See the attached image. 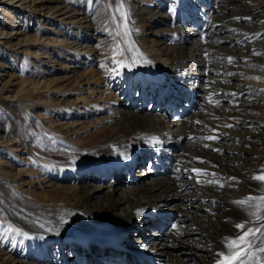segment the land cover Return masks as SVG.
I'll return each instance as SVG.
<instances>
[{
  "label": "bare ground",
  "instance_id": "bare-ground-1",
  "mask_svg": "<svg viewBox=\"0 0 264 264\" xmlns=\"http://www.w3.org/2000/svg\"><path fill=\"white\" fill-rule=\"evenodd\" d=\"M165 2L117 0L96 33L81 5L0 0L13 17L34 5L48 30L28 53L41 74L7 97L12 127L16 113L32 126L6 138L22 167L0 159V264H264V0ZM8 26L2 37L30 43L21 22ZM185 89L196 113L154 111L182 108ZM157 153L171 174L146 170ZM20 192L52 201L26 207Z\"/></svg>",
  "mask_w": 264,
  "mask_h": 264
},
{
  "label": "rangeland",
  "instance_id": "rangeland-1",
  "mask_svg": "<svg viewBox=\"0 0 264 264\" xmlns=\"http://www.w3.org/2000/svg\"><path fill=\"white\" fill-rule=\"evenodd\" d=\"M65 1L74 5L73 6L74 8H75V5H78V6L81 5L82 10H86V11L88 10L90 30H92L93 32H96V33H101L103 30L102 26L104 25L103 23L107 17V10L115 8V6L117 4V0H106L105 5H104V3L101 4V2H100L101 0H65ZM164 1H167L164 4L169 3L168 0H164ZM32 7H27V8L25 7L26 9L23 8L24 9L22 11L23 14H21L23 17V21L20 20L22 18L21 16L20 17H13L15 15H13L12 12L6 11V13H4V12L0 11V17H2L4 20V24L0 25V65L3 64L2 66H4V69H5V70L0 72V159L6 160V162H8V164L14 169L22 167V163L24 162V160L22 159V156L17 152L9 151L7 153V150L5 148V144L7 143L6 138L8 135V130L10 128L14 129V132H13L14 136L21 138V137H24L28 134V130H26V128L31 124L29 123L30 119L28 117L25 118L23 116H19V114L16 113V116L19 118L18 125L16 127H12V124H11L12 121L8 120L10 118H8V115L6 113L7 112L14 113V112H12V110L10 111V109L8 107L7 97L12 96L11 94L14 93V89L16 90L17 87L15 86V88H14V86H13L14 84L13 85H11V84L14 81H16L19 76H21L22 74H25V76H31V75L33 76L34 75L36 77L37 75L41 74L40 73V61L36 60L35 58H32L29 55L30 54L29 51H36L39 48H42L43 43L40 41V36L43 35V32H42L43 30H46V32H48L47 28L42 30V28L44 27L43 24L45 22L42 19V17L40 16L37 9L34 7V5ZM2 18H0V19L2 20ZM128 18H129V20L132 19V17H128ZM12 22H15V23L21 22V24L23 26H25V28L27 29L26 35H29L30 43L29 42L26 44L23 43L21 37H19L18 39L15 36H13L12 38L2 37V33L8 34L10 32V28L8 25L11 24ZM37 26L39 27V30L36 31L35 27H37ZM96 49H98L100 51H105L106 50V41L105 40L100 41L98 43V45L96 46ZM86 66H84L85 70L90 69V66H87V67ZM81 67H83V64H81ZM81 67H80V69H81ZM30 70H31V72H30ZM81 70H83V68ZM11 88H13V92L10 93L9 90ZM7 89H8V91H7ZM136 89H137V87H136ZM8 95H10V96H8ZM142 101L143 100H140V97L137 95L134 99V102L132 103L133 104L132 107L134 109L138 108V111H141L143 109L145 110V107H143V105H142L143 104ZM145 104L147 107L149 105V100H147L145 102ZM50 109H51L50 107L47 108V114L44 113L43 115H38L36 117L45 125H47L48 123H50L54 119V116L50 113L51 112ZM169 119H170V117H169ZM35 128H37V126ZM87 133H90V132L88 131ZM29 134L31 135V131ZM89 135L90 134H85L84 136H80L78 138L70 139V140H68V141H71L69 144L71 145V144L75 143L78 146L82 147V145L84 143H86L90 140H88V141H87V139L82 140V141H80V140L83 137H87ZM34 142H36V141H34ZM78 142H79V144H78ZM36 145H37V142H36ZM31 149H32V154L36 155V157L41 156L40 151L35 146L32 147ZM3 168L6 171L9 170L7 166H4ZM138 168H139V165H135L134 170L132 169L131 172H137ZM12 191L14 192V189H12ZM121 191H122V186H120L119 191L114 193V196L117 195V193H119ZM19 194H22V196L27 199L25 201V206L30 207V208L34 207L35 204H37V205L41 204L44 206L49 205V204H51V201H52V200L46 201L45 199H39V198H37V196L35 197V194H25L23 192H20ZM136 234H137V232L134 231V233L131 235V237L132 238L137 237ZM94 244H95V250L103 249V246L98 247L96 243H94ZM92 251L94 252V250H92ZM126 252H128V254H132L133 249L129 248V249H127ZM139 253H142V252H139ZM102 261H104V263H102V264H106L104 259H101V262Z\"/></svg>",
  "mask_w": 264,
  "mask_h": 264
},
{
  "label": "snow or ice",
  "instance_id": "snow-or-ice-1",
  "mask_svg": "<svg viewBox=\"0 0 264 264\" xmlns=\"http://www.w3.org/2000/svg\"><path fill=\"white\" fill-rule=\"evenodd\" d=\"M209 139H211V137H209ZM258 179H261V180H264V176H261V177H257ZM238 203L240 204H244L246 203V201H239ZM238 228H243L244 226L243 225H237ZM251 229H249L248 231H246L244 233V235L240 236L238 238V241L240 243H244L245 242V237H247L250 233H251ZM256 232H260V229H256ZM237 242L236 241H233L232 244H236ZM249 245H250V241L248 242ZM245 250L244 249H241V251H237L233 254V256L231 257L232 260H236V259H239L241 257V253L244 252ZM259 251L261 252H264V247H260L259 248Z\"/></svg>",
  "mask_w": 264,
  "mask_h": 264
}]
</instances>
